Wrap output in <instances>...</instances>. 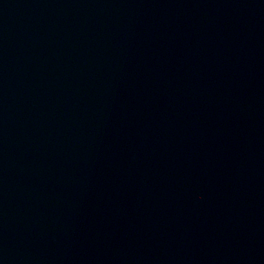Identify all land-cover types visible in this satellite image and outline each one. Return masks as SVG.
Listing matches in <instances>:
<instances>
[{"label":"water","instance_id":"obj_1","mask_svg":"<svg viewBox=\"0 0 264 264\" xmlns=\"http://www.w3.org/2000/svg\"><path fill=\"white\" fill-rule=\"evenodd\" d=\"M0 264H264V0H0Z\"/></svg>","mask_w":264,"mask_h":264}]
</instances>
